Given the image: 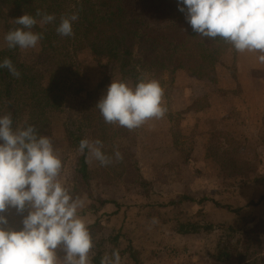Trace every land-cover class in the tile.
Masks as SVG:
<instances>
[{
	"label": "rangeland",
	"instance_id": "1",
	"mask_svg": "<svg viewBox=\"0 0 264 264\" xmlns=\"http://www.w3.org/2000/svg\"><path fill=\"white\" fill-rule=\"evenodd\" d=\"M33 31L36 32L35 29ZM6 33L5 23L0 20V50L7 48ZM41 51V41L35 48L20 49L21 61L26 64L37 63ZM71 53L74 57L71 66L50 61L39 67L47 75V86L54 88V94L64 108L63 112L52 116L51 128L43 135L51 138L56 154L62 161L60 182L74 197L83 194L96 204L76 174L82 153L78 151L75 139L70 134L71 116L74 121L85 126L86 139H104L103 151L113 157L114 162L102 167L89 156L87 162L94 176L93 195L120 203V217L105 214L102 218L105 223L104 237L109 238L118 233L121 235L119 251L133 247L138 264H212L210 254L215 248L217 234L179 238L174 232L177 219H201L215 225L242 224L243 218L264 221V145L261 141L264 135L260 133L261 118L256 114V109L246 113L247 100L239 86L218 104V108L224 107L226 101L229 107L227 124L219 111L216 116L205 113L195 123L192 119H186L179 141L183 146L177 147L178 152H170L168 147L171 145L164 136L165 116L162 119H151L132 131L114 125L116 137L112 139V133L109 138L103 136V124H100L104 121L95 108L96 104L106 95L107 87L113 79L126 82L129 87L135 85L130 79L124 81L120 65H111L104 58L95 56L82 40L74 41ZM231 72L236 77L235 66ZM167 88L170 87L163 88L164 104L174 110L170 100L172 88ZM248 102L252 108L258 104L250 99ZM206 103L205 98L199 102V106ZM223 126H227L228 131L219 130ZM73 128L75 131L77 127ZM155 144L163 145L162 148L166 150H152ZM199 145L202 148L196 150ZM115 150L122 154V161H115ZM181 152L182 156L190 159L183 160ZM152 155L151 161L155 160V164L150 162ZM176 158L180 160L179 164L174 162ZM108 171L113 172L112 182L108 179ZM142 174L151 181V187H142ZM247 180L253 182L247 184L245 190L239 186L229 189L231 185ZM182 198L204 202L193 203L187 200L181 203ZM259 202V205H255ZM145 205L142 214L138 215L139 207ZM234 208L242 210L240 216L233 212ZM8 215L22 219L14 212ZM153 218L158 221L156 224L151 223ZM260 248L257 247L255 254H262ZM111 252L110 247L108 253ZM121 264L136 263L126 255L121 256Z\"/></svg>",
	"mask_w": 264,
	"mask_h": 264
},
{
	"label": "trees",
	"instance_id": "2",
	"mask_svg": "<svg viewBox=\"0 0 264 264\" xmlns=\"http://www.w3.org/2000/svg\"><path fill=\"white\" fill-rule=\"evenodd\" d=\"M55 14L56 20L51 24H37L33 29L43 33L42 51L37 63L26 64L21 61L20 49L0 50V62L5 57L10 58L21 73L19 79L13 77L7 69H0V115L12 114L13 127L34 125L40 134L51 128V118L55 113L63 112V104L55 96L54 88L46 84V73L39 67L50 61H58L63 66L73 64L72 44L80 39L91 52L104 58L111 65H120L124 81L130 79L136 85L139 79H156L162 88L170 87L175 82L177 72L184 71L191 78L199 81L217 82V67L222 58L229 52L236 54L230 45L219 40H207L197 36L186 23L184 13L178 10V0H0V20L5 23L6 31L19 27L13 20L25 13L35 17L36 11ZM79 14V19L73 22L74 35L61 37L56 32L61 16ZM39 20V17H36ZM199 102L194 103L190 110L199 109ZM172 124V134L176 144L182 137L181 114L166 113ZM71 137L79 146L85 139V126L74 121L71 116ZM74 122H73V121ZM103 124V136L116 137L115 126ZM69 126V125H68ZM108 126V129H107ZM73 127H77L74 131ZM69 128V127H68ZM105 145L104 139L102 140ZM189 160L188 156H183ZM87 150L79 158L76 174L81 183L99 206L92 205L95 214L107 204L114 201L101 200L93 195L94 185L92 170L87 162ZM109 172V171H108ZM108 179L113 181L109 172ZM253 181H242L238 185L245 190L247 184ZM140 184L147 189L151 183L140 177ZM194 199L182 198L180 202ZM179 202V203H180ZM177 204V203H174ZM256 203L255 205H259ZM96 210V212H95ZM241 209L233 212L241 215ZM8 215V214H6ZM116 215V213L111 216ZM10 224L19 229L21 219L8 215ZM242 224L228 225L204 220H176L174 232L179 236H213L217 234L215 248L210 254L213 264H264V221L255 218L242 219ZM93 237L94 248L90 253L92 264H101L108 249H118L121 235L104 237L105 225L102 218L88 225ZM261 246L262 254H255ZM260 248V249H261ZM120 256L128 255L139 263L135 249L127 247L119 251Z\"/></svg>",
	"mask_w": 264,
	"mask_h": 264
},
{
	"label": "clouds",
	"instance_id": "3",
	"mask_svg": "<svg viewBox=\"0 0 264 264\" xmlns=\"http://www.w3.org/2000/svg\"><path fill=\"white\" fill-rule=\"evenodd\" d=\"M178 10L197 36L219 38L235 53H254L264 64V0H178ZM78 19V13L61 16L57 34L73 36V22ZM55 20V14L39 9L35 17L25 13L14 19L19 27L6 33L7 47H37L44 36L33 28ZM0 69L21 77L10 58L0 62ZM95 108L106 124L129 131L151 119H162L168 111L159 81L144 78L134 87L113 79ZM103 148L101 140L85 138L78 151L87 150L89 157L107 167L114 161ZM56 152L51 138L40 134L36 126L14 128L10 112L0 115V264H92L93 237L79 214L84 202L60 182L63 164ZM114 158L122 161L119 150ZM12 212L22 217L19 229L6 215ZM157 222L156 218L151 221ZM101 264H121L119 250L104 254Z\"/></svg>",
	"mask_w": 264,
	"mask_h": 264
},
{
	"label": "crops",
	"instance_id": "4",
	"mask_svg": "<svg viewBox=\"0 0 264 264\" xmlns=\"http://www.w3.org/2000/svg\"><path fill=\"white\" fill-rule=\"evenodd\" d=\"M223 59L224 61H222L221 64L223 65L225 64V65L223 67L220 64L217 67L218 80L215 83H211L205 80L199 81L197 79L191 78L184 71L177 72L175 77V82L171 91L172 96L170 99L171 104H174L173 105L174 110H170L167 108L168 109L167 113L169 112L172 114H177V113L181 114V120L179 124L180 127L182 126L181 127L182 130L184 128L183 122H185L186 119H192L194 120L193 123H195L196 121L200 120V118H202L205 115V113H209V116L212 114L216 116L217 111L220 112L221 116L224 118L225 124H227L229 117L227 113V108L229 109V107H227V103L225 101L224 102L225 106L224 107L220 106V108L223 109L219 110L220 108H218V104L220 105V100L223 99V97H227V95L232 94L234 90H236L237 87L239 86L241 88L242 95H244V97H246L247 100L246 113L247 112L252 113V111H255L256 109V114L258 115V117L261 118L260 126L262 127V130L260 131V133L264 135V64L258 62L256 58V54L254 53H244V54L236 53V55L232 53H228L226 54V56H224ZM233 66H235L236 77L232 75L231 72ZM205 98L207 101L206 104H203L202 107L199 106V109L197 108L195 110H190V107L194 103L201 102V100ZM249 99L252 102L258 103L257 106L256 107L253 106L252 108V105L250 104V102H248ZM250 116H252V114H250ZM165 117L166 119H164L165 121L164 136L167 137L168 143L169 145H171L168 147L169 151L174 152L176 150V152H178L177 147H181L182 144L179 143L176 144L172 134V124L168 119L167 115H165ZM219 130L228 131V127L223 126L222 129L220 127ZM157 136L160 137V135ZM261 141L262 144L264 145V140ZM157 146L158 145H156L155 148H152V150L155 151L157 149L164 147L163 145L161 146L159 145L158 147ZM200 148H202L201 145H199L198 148H196V150ZM162 149L166 150V148H162ZM180 154L182 156V152ZM153 156L154 155L150 157V162L152 164H155V160L151 161ZM181 158L184 160L183 156ZM174 162L179 164L180 160L176 158L174 159ZM190 162H192V160H190ZM142 177L146 181H148V179H146V177H144L143 174ZM80 198L83 200L84 206L79 210V212H82L81 215L87 225L93 224L98 218H103L105 214H109V216H111L110 214L116 213V215H114V217L116 218L121 216L122 212L120 211V205H119L120 203H117L118 201L116 200L114 201L115 204H107L95 214L94 212H92L91 207L96 203L91 202L89 198L84 196L83 194L80 195ZM96 206H99V204L97 203ZM143 208H146V205L139 207L140 213L138 215L142 214L141 210ZM133 221L135 220H132L131 222ZM178 237L185 239L190 236L183 237L178 235Z\"/></svg>",
	"mask_w": 264,
	"mask_h": 264
}]
</instances>
